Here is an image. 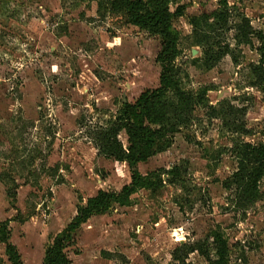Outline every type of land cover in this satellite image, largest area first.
Listing matches in <instances>:
<instances>
[{"label":"rangeland","instance_id":"obj_1","mask_svg":"<svg viewBox=\"0 0 264 264\" xmlns=\"http://www.w3.org/2000/svg\"><path fill=\"white\" fill-rule=\"evenodd\" d=\"M110 1L0 0V223L10 221V243L23 264H42L79 205L131 181L126 164L99 156L90 133L114 120L124 103L159 87L161 40L128 24ZM224 2L233 22L243 15L264 31V0H168L172 11L185 8L174 22L181 87L195 96L206 91L208 100L196 105L171 147L138 170L151 176L180 165L184 179L154 193L138 191L129 206L93 217L68 250L72 264H172L178 246L213 231L228 241L229 264H264V181L245 215L222 186L237 169L229 152L234 142L264 143V93L251 86L250 73L259 60L257 43L237 46L229 30L225 41L238 62L226 56L206 69L189 22ZM228 105L247 109L250 136L210 118L209 106L227 112ZM119 139L127 146L125 134ZM187 263L207 264L197 253ZM0 264H10L2 243Z\"/></svg>","mask_w":264,"mask_h":264},{"label":"trees","instance_id":"obj_2","mask_svg":"<svg viewBox=\"0 0 264 264\" xmlns=\"http://www.w3.org/2000/svg\"><path fill=\"white\" fill-rule=\"evenodd\" d=\"M110 8L123 13L128 24L160 38L161 50L156 59L161 67L159 87L145 91L134 103H124L114 120L106 126L93 128L91 143L99 156L126 164L131 181L118 192L99 191L84 205H79L76 216L46 249L42 264H72L68 250L76 245L77 233L93 217L107 214L114 205L129 206L131 197L138 191L154 193L164 184H179L187 173L180 165L151 176L142 175L138 166L170 148L175 135L189 127L196 105H203L208 100L206 91L197 96L185 91L177 75L175 62L180 54V35L174 22L184 16L183 6L177 5L172 11L168 0H111ZM189 22L196 43L204 48L202 63L206 69L214 67L226 56H231L234 63L238 62L225 41L224 35L229 30L236 32L237 46L252 45L255 40L259 60L250 69L251 86L264 93V31L253 29L250 20L243 15H238L233 22L227 2L211 15L193 17ZM208 108L210 118H222L233 134L250 136L244 124L246 108L228 105L227 112L219 107ZM122 133L127 137V146L119 139ZM229 152L237 169L222 186L233 192V209L245 215L260 198L264 181V143L252 145L236 140ZM8 197L12 202L16 201V188L8 189ZM177 204L180 205L179 200ZM9 224L10 221L0 223V243L5 245L10 264H23L18 249L10 243ZM229 250L224 235L213 231L204 241L178 246L172 252V264H189V256L194 253L204 258L207 264H229Z\"/></svg>","mask_w":264,"mask_h":264},{"label":"crops","instance_id":"obj_3","mask_svg":"<svg viewBox=\"0 0 264 264\" xmlns=\"http://www.w3.org/2000/svg\"><path fill=\"white\" fill-rule=\"evenodd\" d=\"M72 261V260H71Z\"/></svg>","mask_w":264,"mask_h":264}]
</instances>
